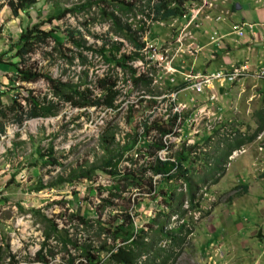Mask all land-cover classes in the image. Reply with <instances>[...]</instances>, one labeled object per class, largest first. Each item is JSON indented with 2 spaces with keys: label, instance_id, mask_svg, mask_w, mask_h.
<instances>
[{
  "label": "rangeland",
  "instance_id": "obj_1",
  "mask_svg": "<svg viewBox=\"0 0 264 264\" xmlns=\"http://www.w3.org/2000/svg\"><path fill=\"white\" fill-rule=\"evenodd\" d=\"M96 1L35 0L25 11L18 10L13 16L7 0H0V59L16 62L14 49L8 46L17 40L19 33L36 20L56 15L63 8L71 11L65 12L60 19L44 22L41 28H56L60 32L66 28L78 29L87 43H95L97 47L99 42L91 36H103L107 26L92 21ZM85 3H89L88 6L81 9ZM233 4L238 12L248 11L250 20L264 22V0H190L185 5L184 15L148 25L141 37L146 47L142 52L143 59L129 62V65L137 74L150 78L148 88L152 94L143 92L141 86L134 88L127 75L114 63L103 62L98 55L91 59L87 73L89 91L97 93L94 81L108 69L111 77H115V88L119 90L114 101L118 105L114 110L93 106L76 108L57 102L54 115L25 119L16 124L17 113L7 111L12 100L26 109V98L43 101L44 106H48L49 101L54 102L55 98L50 95L43 77L19 82L15 79L13 67L0 64V264H39L32 260L43 242L42 234L47 230L42 216L55 224L60 237L65 235L76 245L89 243L90 250L101 242L111 250L126 242L111 234H99L94 222L97 220L108 222L113 228L121 226L123 230L119 234L127 229L131 239L141 238L147 244V254L152 249H167L166 253L170 255L167 260L174 257L171 264H220L222 261L248 264L247 259L256 255L263 261L264 252L259 251L264 246L260 243L256 248L247 235L253 228L256 239L264 235V222L257 225L260 215L256 214L253 202L264 194V128L233 154L230 151L221 167L224 174L218 172L220 176L213 184L212 179L217 175L214 174L213 178L207 176L204 182L196 183L204 176L205 170L195 172L190 189L193 207L183 215L182 236L174 240L178 242L180 239L177 246L168 235L159 238L154 229L156 222L163 225L162 229L180 224L181 220L173 214L178 210L175 208L170 213L159 196L160 189L169 187L178 193H187L179 181L162 183L153 176L154 190L140 193L133 187L123 188L124 180L118 174L110 176L94 168L107 155L101 148V136L106 140L104 146L108 154L113 155L112 161L121 152L116 163L117 173L145 167L151 159L147 152L137 144L129 149L126 141L130 140L133 129L140 133L142 127L148 125L149 131L143 139L153 141L154 123L161 122L164 126L165 120L172 115L175 116L172 134L162 137L165 146L171 148L159 150L157 155L163 158L181 146H192L188 159L196 158L194 166L211 161L219 150H224L225 143L254 133L255 112H264V96L260 93L263 80L255 78L260 66H238L230 62V57L242 55L244 51L248 57L256 53L255 48L264 47V42L261 46L249 48L248 53L247 48L243 50L235 42L227 46L225 40L231 38H210L214 30H220V34L222 31L233 33V26L242 23L238 21L242 18L233 13ZM255 6L263 13L249 11ZM136 20L127 22L136 28ZM111 40L120 39L112 37ZM62 45L70 47L66 40ZM129 49L127 42L122 40L116 54L128 55ZM48 50L47 46L40 47L29 56L25 66L51 79L75 81L79 72L76 60L72 66L62 65L60 60L46 62L42 60L41 52ZM261 62L264 65V60ZM211 71L233 74L229 79L227 76L212 85L207 84L201 92H195L192 83L200 74ZM173 87L179 88L171 91ZM127 115L131 116L130 120ZM51 158L55 159V164L49 162ZM87 169H92L88 178H74ZM58 177L66 181L56 182ZM141 177L142 185H146L145 181L151 176L146 172ZM241 184L246 185V193L236 186ZM227 199H233L231 205ZM185 206V201L181 202L179 210ZM216 208H222L220 213ZM125 215L132 222L130 226H127ZM76 216L89 220L88 224H79ZM45 245L42 253L50 264H66L69 257L73 258V264L85 263L77 256L78 251L68 245L65 252L52 234ZM48 250L52 253L51 258ZM99 254L104 264L109 253L99 250ZM9 256H13L15 262Z\"/></svg>",
  "mask_w": 264,
  "mask_h": 264
},
{
  "label": "trees",
  "instance_id": "obj_2",
  "mask_svg": "<svg viewBox=\"0 0 264 264\" xmlns=\"http://www.w3.org/2000/svg\"><path fill=\"white\" fill-rule=\"evenodd\" d=\"M34 1L35 0H7L6 4L9 7L10 13L15 16L18 10L25 11V8L32 5ZM189 1L190 0H97L93 3L95 6V17L92 18V21L97 20L99 23H105L107 26L106 32L103 36H91L95 42H99L97 47L95 43H87L83 34L80 33L78 29L66 28L64 29V32H60L56 28L53 30H43L41 28L44 22L49 23L53 19H60L64 16L65 12H69V10L71 11L70 8L60 9L56 15L52 14L45 16V18L36 20L27 26L19 33L17 40L8 46V48L14 49L13 57L17 58V61L11 62L9 60L0 59V64L13 67L15 79L19 82L34 81L40 76L43 77L48 83L49 93L55 98V101H49L48 106H44L43 101L38 102L32 97L26 98L25 100L28 102V107L24 109L12 100L10 105L7 107V111L17 113L15 114L14 122L16 124H21V121L25 119L52 116L56 113L57 102L68 103L70 106L76 108L93 106L108 108L111 110L116 109L118 104L114 103V101L119 95V90L115 88V77H111L108 73V69L107 72L100 77H97L94 81L97 93L92 94L89 91V81H87L88 68L90 67L89 65L91 59L97 55L103 60V62L114 63L115 66L127 75V78L132 83L134 88L141 86L144 90L143 92L152 94L148 88L150 78L141 73L137 74L136 69L132 68L129 65V62L142 61V52L146 49V47L144 45V41H141V37L148 25L152 22L184 15L185 5ZM88 4L89 3H85L80 6V8H86ZM75 8L79 7L76 6ZM135 18L137 19L136 23L138 24V27L136 28L127 22V20H133ZM82 26L87 34L85 25L82 24ZM75 35H77L76 38ZM112 37H117L120 40H111ZM63 40L68 41L70 47L63 46ZM122 40L127 42L130 48L129 53L128 55L120 53L117 56L116 53ZM45 46H47L49 50L41 52V58L46 62L51 60H60L62 61V65L72 66L74 60H76L79 72L75 81L67 79L60 80L59 78L51 79L49 76L41 75L39 73L36 74L31 71L32 68L25 66L29 56L31 54H35L40 47ZM179 87H173L171 88V91H176ZM126 118L130 120L131 116L127 115ZM254 118L256 121V129L254 133L247 137L241 136L238 139H234L232 143H225L224 150H219L217 154L213 156L212 166L206 172L207 175L214 170L215 172H218L225 157L230 153V151L235 150L245 142L250 141L257 131L264 128V112H255ZM174 120L175 116L172 115L165 120L164 126L161 122H155L153 125L155 126V134L152 136L154 137V140L150 142L143 139L149 131V125L143 126V131L140 133L133 129L130 140L126 141V143H129V149L137 144L139 148H143L145 152H147L148 157L151 159L145 167H141L136 171L129 170L127 172L117 173L116 163L119 162L118 160L121 157V152H118L116 160L112 161L113 155L108 154L109 151L107 147L104 146L106 140L103 136H101V148L107 155H105V160L99 166L94 168H97L104 174H108L110 176H116L118 174L117 176H119L121 180H124L123 188L129 189L133 187L140 193L142 191L152 192L154 190L151 184V177L145 181L146 185H142L141 183V176H143L146 172H148L151 176L158 175L159 181L162 183H175L177 181H181L185 186L187 193H178L175 191L174 187L173 190L169 187L167 189H160L161 191L159 192V196L160 199H163V202L167 204L166 209H170V213L174 212L173 209L176 208L179 211V216H182L183 211L179 210V206L184 197L188 199L189 207H192L193 195L190 191L193 187L192 180L194 178V173L203 168L201 165H193L196 158L191 160L188 159L189 153L193 148L192 146H181L180 149L173 150L170 155L164 156V159H160L156 155L158 150L165 148V145L162 143V137L172 134L171 130L174 126ZM111 138L113 139L112 133ZM170 148L171 146L168 147V149ZM50 152L51 150L48 149V153ZM130 160L131 159H128V161ZM49 162L51 164H55V159L51 158V160L49 159ZM91 171L92 169L80 171L74 178H88V174ZM65 181L66 180L62 179V177H58L56 182L62 183ZM214 181L215 179H213V182ZM143 186L146 187L145 190ZM238 186L241 187L242 192L246 188L245 185ZM76 218L78 223L82 225H87L89 222V220L83 218L82 216H76ZM42 219L47 223V230L42 234L43 242H41L40 248L36 251L32 260L39 264H50L49 259L44 255V253H42L50 234L58 239L65 252L66 245L78 251L77 256L82 258L85 262L84 264H103V261L100 258L99 250L109 253L104 264H171L174 260L173 257L171 261H168V257L170 255L169 252L166 253L167 249H152L150 255L145 253L147 244L142 241L141 238H139V240L134 238L131 239V233H127V229H125L123 233L119 234V231L123 230L119 225H117L116 228H113L108 222L94 221L97 224L99 234H111L113 237H119L121 241L126 242L117 245L113 248V250L108 249L104 243L101 242L97 248L90 250L89 243L76 245L75 242L69 239V237H66L65 235L64 237H60L59 230L56 229L55 224L53 222H49V220L44 216H42ZM125 219L127 220V226H130L132 222L128 215H125ZM155 224L157 227L154 231L157 233L159 238L162 236L167 238L168 235L171 242H174L175 239L181 238L180 236H182L180 234L182 225L177 226L176 229L163 231L162 224L159 222H156ZM170 232H174L175 235H172ZM122 234H124V237H122ZM173 245L177 246V241H175ZM93 250L96 251L97 254H94ZM47 253L51 258L52 253H50L49 250ZM142 255H144V259L139 260V257ZM9 258L12 262H15L12 259L13 256H9ZM1 261L2 259L0 258V262ZM72 261L73 258L69 257L66 260V264H73Z\"/></svg>",
  "mask_w": 264,
  "mask_h": 264
},
{
  "label": "crops",
  "instance_id": "obj_3",
  "mask_svg": "<svg viewBox=\"0 0 264 264\" xmlns=\"http://www.w3.org/2000/svg\"><path fill=\"white\" fill-rule=\"evenodd\" d=\"M233 8H234L233 13L234 14L236 13L237 14L236 16H238L239 18L240 17L242 18V19L238 20V21L242 22L244 25V30H243L242 35L238 37L234 33H232V31H230V33L222 31L221 34H220V32H221L220 30L218 32L214 30V32H217L218 34H220L222 38H231V40H229V41L225 40V44H227V46H229L231 43L235 42L237 44V47L240 46V48H242L243 50L245 48H247V50H248L247 52L249 53V48L253 49V48H255V46L263 45V42H264V22L263 21L254 22L253 20H250L251 14H249L248 11L247 12L246 11L245 12H242V11L238 12L237 10H239V9H236L234 4H233ZM249 11H253L255 13H263L261 8H258L257 6L253 7V9H251ZM247 25H251V27H247ZM212 28L213 27H210V29H212ZM249 28H250V30H249ZM247 30H248V38L246 37V31ZM255 50H256V53H254V54L251 53V55L248 57L245 56L246 55L245 51L242 55L236 56L235 54H233L230 57V59H231L230 62H233V64H236L238 66H244L243 64H248L250 67L253 66L255 68L254 64H256V65L264 68V65L261 64L262 63L261 61L264 60V47H262L261 49L255 48ZM238 62H240V63H238ZM244 67L246 68L247 66L245 65ZM227 200H229L227 203L229 205H231L233 199H227ZM235 201H236V199H235ZM253 202H254V207L256 208V212H257L256 214L258 216L260 215L259 216L260 218H257V219H259L257 225H259L260 221L264 222V194H262V196L258 199H253ZM216 205H219V202L216 203ZM216 209L220 213V210L222 208H216ZM254 226H256V224H254ZM255 232H256V230H255V228H253V231L249 232L247 237H249L251 239V241H254V245L256 248H259L260 243H261V245L264 246V235L262 237L260 234L261 237H259V239L257 237V239H256L254 237ZM259 252L260 253L264 252V247ZM259 252H258V250H256V253H259ZM214 253H215V250H214ZM209 258H210V256H209ZM262 260L263 261H261L259 259V257L256 255L255 257H252L251 260L247 259L246 262L248 264H264V259L262 258ZM220 264H226V261H222V263H220Z\"/></svg>",
  "mask_w": 264,
  "mask_h": 264
},
{
  "label": "clouds",
  "instance_id": "obj_4",
  "mask_svg": "<svg viewBox=\"0 0 264 264\" xmlns=\"http://www.w3.org/2000/svg\"><path fill=\"white\" fill-rule=\"evenodd\" d=\"M237 24H242V23H237ZM243 26H244V25L242 24V27H243ZM247 27H248V25H247ZM232 30H233V29H232ZM215 33H216L217 35H219L217 32H215ZM242 33H243V32H242ZM220 36H221V35H220ZM220 38H222V37H220ZM259 68H260V67H259ZM259 68H258V69H259ZM258 69H257V72H258ZM215 72H220V71H211V72H208V73H205V74L215 73ZM257 72H256V74H257ZM231 74H232V73L228 71V76L231 75ZM255 78H261V79L263 80V84H262V86L260 87V88H261V89H260V93H261V95H262V94H263V93H262V89L264 88V78H263V77H259L258 75H256ZM215 81H219V80H215ZM215 81H212V82L210 83V85H212V83L215 82ZM222 81H223V80H222ZM220 84H221V83H220ZM218 85H219V83H218ZM219 86H221V85H219ZM200 92H201V91H200ZM263 96H264V95H263ZM162 143L164 144L163 141H162ZM164 145H165V144H164ZM169 146H170V145H169ZM169 146H168V147H169ZM168 147H167V148H168ZM167 148H166V146H165V148H162V149H160V150H163V149L166 150ZM235 150H236V149H235ZM158 151H159V150H158ZM158 151H157V152H158ZM233 151H234V150H232V153H233ZM229 154H230V153H229ZM229 154H228V155H229ZM156 155H157V153H156ZM228 155H227V156H228ZM157 156H158V155H157ZM227 156L225 157L224 161L227 160ZM158 157H159V156H158ZM159 158H160V157H159ZM160 159H164V157H163V158H160ZM212 159H213V157H212ZM212 159H211V161H208L207 163H204V164L201 165V167L203 168V169H201V170H202V171L205 170V174H204V176L200 177L199 180L196 181V183H202V182H204V181L206 180V177H207V176H210V175H211V177L213 178V175H214V174L217 175V176L214 177L213 179H215V180L218 179V177L220 176V173H218V172H221V171H222L221 167L223 168V166H222L223 164L220 166L218 172H215V170H214V171H212L209 175L206 174V172H207L206 169H207L208 167L210 168V167L212 166ZM205 164H206V165H205ZM206 166H208V167H206ZM201 170H199V171H201ZM199 171H198V172H199ZM198 172H197V173H198ZM197 173H194V174L196 175ZM221 173H222V175L224 174L223 172H221ZM150 176H151V175H150ZM155 176L158 177V175H154V177H155ZM152 177H153V176H151V178H152ZM158 179H159V177H158ZM213 179H212V184L214 183V182H213ZM177 182H178V181H177ZM179 182L183 185V183H182L181 181H179ZM215 183H216V182H215ZM241 185H244V184H241ZM183 186H184V185H183ZM236 186H238V185H236ZM245 186H246V185H245ZM184 187H185V186H184ZM245 189H246V188H245ZM244 191L246 192V190H244ZM244 191H243V192H244ZM245 192H244V193H245ZM184 201H185L186 206H185L184 208L181 209V210L183 211L182 216H179V211H176V212L173 213V214H175V217H177L178 219L181 220L180 224L176 225L175 227H171V228H168V229H163V231H167V230H169V229H176L177 226L183 224V215H184L185 211H188L189 208H190V207H189V203H188V199H183V200H182V203H183ZM192 207H193V204H192ZM170 233H172L173 235H175L174 232H170ZM177 239H178V238H177ZM177 239H176V240H177ZM177 243H180V239H179V241H178ZM149 255H150V254H149ZM143 257H144V255L140 256L139 259L142 260V259H144ZM208 259H209V257H208Z\"/></svg>",
  "mask_w": 264,
  "mask_h": 264
},
{
  "label": "built area",
  "instance_id": "obj_5",
  "mask_svg": "<svg viewBox=\"0 0 264 264\" xmlns=\"http://www.w3.org/2000/svg\"><path fill=\"white\" fill-rule=\"evenodd\" d=\"M248 27H251V25H248ZM233 33L236 36L242 35V24H235L233 26ZM221 36L217 35L215 32L212 33L211 39H219ZM233 74V73H232ZM259 77L264 78V68L260 67L257 72ZM228 75L223 74L221 72H215V73H209V74H200L199 77L192 83V87L195 90V92H200L207 84H210L212 81L225 79ZM230 77L228 76L227 79ZM262 93L264 95V88L262 89Z\"/></svg>",
  "mask_w": 264,
  "mask_h": 264
},
{
  "label": "bare ground",
  "instance_id": "obj_6",
  "mask_svg": "<svg viewBox=\"0 0 264 264\" xmlns=\"http://www.w3.org/2000/svg\"><path fill=\"white\" fill-rule=\"evenodd\" d=\"M233 153H234V152H233ZM233 153H232V154H233Z\"/></svg>",
  "mask_w": 264,
  "mask_h": 264
}]
</instances>
